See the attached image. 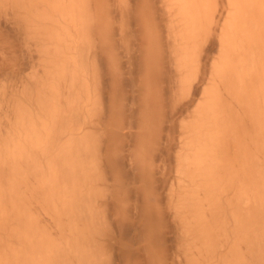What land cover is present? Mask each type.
Wrapping results in <instances>:
<instances>
[{
    "label": "bare ground",
    "instance_id": "6f19581e",
    "mask_svg": "<svg viewBox=\"0 0 264 264\" xmlns=\"http://www.w3.org/2000/svg\"><path fill=\"white\" fill-rule=\"evenodd\" d=\"M226 2L0 0V264H264V0Z\"/></svg>",
    "mask_w": 264,
    "mask_h": 264
},
{
    "label": "rangeland",
    "instance_id": "374dc122",
    "mask_svg": "<svg viewBox=\"0 0 264 264\" xmlns=\"http://www.w3.org/2000/svg\"><path fill=\"white\" fill-rule=\"evenodd\" d=\"M209 1V2H208ZM195 0V2H196V7H197V9L198 8H200V7H204V5L203 4H205L206 6H208L209 7V9H213V10H216V11H219V8L221 7L220 5L218 6V3H219V1H220V3H221V5H224V3L226 2V0L224 1V0ZM218 1V2H217ZM227 3V2H226ZM203 6H202V5ZM211 6V7H210ZM224 7V6H223ZM225 7H226V5H225ZM221 9H222V7H221ZM220 9V10H221ZM224 9V8H223ZM179 54H180V52H178ZM182 60V59H181ZM181 62L182 61H180V63H178V64H181ZM179 121V120H178ZM181 123V122H180ZM178 124L179 123H177L176 124V126H178ZM182 124V123H181ZM180 125V124H179ZM180 129H181V125H180V127H179ZM177 129H178V127H177ZM177 130L175 129V132H176ZM178 132H179V130H178ZM176 134H177V132H176Z\"/></svg>",
    "mask_w": 264,
    "mask_h": 264
}]
</instances>
